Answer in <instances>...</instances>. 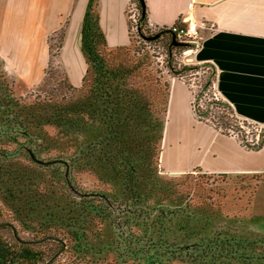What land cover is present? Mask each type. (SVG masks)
Returning a JSON list of instances; mask_svg holds the SVG:
<instances>
[{
  "label": "trees",
  "instance_id": "obj_1",
  "mask_svg": "<svg viewBox=\"0 0 264 264\" xmlns=\"http://www.w3.org/2000/svg\"><path fill=\"white\" fill-rule=\"evenodd\" d=\"M129 1L138 14L135 20L137 34L144 37L146 48H153L133 51L129 33L128 45L111 49L99 25L98 1L88 0L80 30L85 72L77 87L69 82L65 73L59 80L47 73L57 60L65 27L48 38L47 75L36 89L40 96H34L30 103H20L12 96V86L5 81L7 74L0 61V143L4 141L0 144V163L9 156L5 144L16 145L13 152L25 153L37 166L57 163L56 159L45 161L39 157L34 142L40 138L32 134L41 125L56 127L61 134L74 138L76 143L71 161L62 163L66 168V185L70 173L67 166L76 168L80 162L88 165L105 176L104 184L121 190V196L112 199L113 203L120 204L117 215L106 205L110 199L106 193L95 195L99 199L90 194L88 197L106 205L112 218L151 222L149 235L144 237L150 252L146 254L147 264H171L174 261L179 264H264V243L240 239L234 231L226 230V218L209 205L195 207L192 204L189 191L193 187L184 184L185 180L191 179L190 173L174 179L159 176L157 166L169 83L161 84L162 80L153 73L154 60L150 50L156 43L168 53L190 44L178 42L169 27H155L156 31L151 32L147 28L144 0ZM128 19L130 30L129 16ZM145 29L148 30L146 35L142 33ZM58 34L60 45L52 54L49 43ZM191 108L196 122L205 116L199 114L192 100ZM20 137L25 139L24 143L19 141ZM241 146L247 150H261L257 146L253 149ZM47 220L55 227L64 226L72 228V233L75 231L74 219L47 216ZM230 222L241 228L240 219L233 218ZM177 233L180 239L175 237ZM132 243L136 245L138 241ZM46 244L51 245L45 250ZM65 244L63 239L51 233L43 234L41 239H23L13 224L0 221V264H52L64 253Z\"/></svg>",
  "mask_w": 264,
  "mask_h": 264
},
{
  "label": "rangeland",
  "instance_id": "obj_2",
  "mask_svg": "<svg viewBox=\"0 0 264 264\" xmlns=\"http://www.w3.org/2000/svg\"><path fill=\"white\" fill-rule=\"evenodd\" d=\"M137 15L131 6L128 16L136 20ZM131 19L129 33L133 51L146 48L144 37L137 34V24ZM146 30L142 32L144 35L148 32ZM59 37V34L53 36L49 43L52 54L58 51ZM191 49L188 45L184 49L179 51L174 49L168 53L166 48L156 43L154 49L150 50L154 60L153 73L162 80L161 84L169 83V98L170 82L176 80L184 84L192 93L191 100L199 114L205 115L198 122L208 124L224 136L237 138L249 149H253V146L263 148L264 125L244 122L236 116L215 89V72L212 66L208 63H197L193 59ZM62 60L69 80L77 82L81 73L82 58L77 55H62ZM47 73L59 80L63 78L65 71L56 60L54 67ZM43 78L29 88L18 76L7 75L5 81L12 86V96L15 99L20 103H30L34 96H40L36 89ZM169 98L161 142V151H164L166 159L175 156V150L183 153L187 149L203 159L209 158L213 149L225 148L224 142L214 143L211 138H207V132L198 126L197 120L195 121L193 117L187 120L183 118L177 125L171 115L172 112L168 111ZM34 131L32 134L40 138L34 142L39 157L45 161L56 159L57 163L48 167L37 166L30 162L25 153H14L16 145L5 144L4 149L9 152V156L0 163V221L13 224L23 239L33 237L41 239L43 234L49 233L63 239L66 243L65 251L52 264H147L146 254L150 252L146 249L144 237L149 235L151 222L112 218L109 215L110 211L106 210V205L117 215L120 204L113 203L112 199L113 196H121V190L112 189L104 184L105 176L88 165L80 162L76 168L67 166L70 170L67 186L64 174L66 168L62 167V163L72 159L70 157L76 145L74 138L61 134L56 127L49 125L43 127L41 125ZM19 141L24 143L25 139L20 137ZM2 143L4 141L0 144ZM30 144L32 142H29ZM191 156L193 157L192 154ZM250 156H255L260 162L252 163H256L261 174L225 175L226 178L223 180V175L206 174L195 169L173 176L161 169L160 160L157 172L164 179L179 178L190 173L191 179L185 180L184 184L193 187L191 191L187 189L186 191H189L195 207L209 205L212 210L226 218L224 222L226 230L234 231L240 239L249 238L264 243V148ZM101 193H106L110 198L108 204L94 202L87 196L94 195V199H97L95 195ZM47 216L74 219L75 231L72 233V228L53 226L47 220ZM233 218L241 220V228L233 226L230 222ZM77 236L84 238L79 240L73 238ZM175 237L180 239L178 233ZM135 240L138 243L133 245L132 242ZM50 245H44L43 249H48ZM171 264L179 263L174 261Z\"/></svg>",
  "mask_w": 264,
  "mask_h": 264
},
{
  "label": "crops",
  "instance_id": "obj_3",
  "mask_svg": "<svg viewBox=\"0 0 264 264\" xmlns=\"http://www.w3.org/2000/svg\"><path fill=\"white\" fill-rule=\"evenodd\" d=\"M88 0H0V61L7 75L18 76L29 88L37 84L49 62L48 38L64 29L62 55L81 57L82 18ZM98 18L108 46L129 44V0H97ZM147 24L170 27L177 20L197 25V63H208L215 72V89L241 120L264 125V0H144ZM69 61V58L66 59ZM77 82L85 72L84 60ZM192 93L182 83L170 82L169 112L180 124L194 116ZM194 119V118H193ZM212 142L225 148L213 149L209 158H198L193 151L175 150L166 159L161 151L160 167L166 173L181 174L195 169L206 174H261L252 153L233 136H224L208 124L197 122ZM180 146V144H179ZM217 147V146H216ZM193 155V157L191 156ZM175 157V160H174ZM251 159V160H250ZM260 163V162H259Z\"/></svg>",
  "mask_w": 264,
  "mask_h": 264
},
{
  "label": "built area",
  "instance_id": "obj_4",
  "mask_svg": "<svg viewBox=\"0 0 264 264\" xmlns=\"http://www.w3.org/2000/svg\"><path fill=\"white\" fill-rule=\"evenodd\" d=\"M169 29L173 31L178 42L193 45L194 49L192 48L191 51L198 48L200 37L196 24L180 19L171 25Z\"/></svg>",
  "mask_w": 264,
  "mask_h": 264
},
{
  "label": "flooded vegetation",
  "instance_id": "obj_5",
  "mask_svg": "<svg viewBox=\"0 0 264 264\" xmlns=\"http://www.w3.org/2000/svg\"><path fill=\"white\" fill-rule=\"evenodd\" d=\"M130 19H131V17H130ZM133 19V21L135 22V19L134 18H132ZM131 19V20H132ZM147 28L151 31V32H155L156 31V28L155 27H152V26H149L148 24H147ZM264 148V147H263ZM262 149V148H261Z\"/></svg>",
  "mask_w": 264,
  "mask_h": 264
},
{
  "label": "water",
  "instance_id": "obj_6",
  "mask_svg": "<svg viewBox=\"0 0 264 264\" xmlns=\"http://www.w3.org/2000/svg\"><path fill=\"white\" fill-rule=\"evenodd\" d=\"M190 51H191V50H190ZM160 156H161V154H160ZM170 174L173 175V176H179V175H181V174H178V173H176V174L170 173ZM219 175H223V173H221V174H219ZM223 176H225V175H223ZM56 257H57V255L54 256V257L52 258V260L56 259Z\"/></svg>",
  "mask_w": 264,
  "mask_h": 264
}]
</instances>
